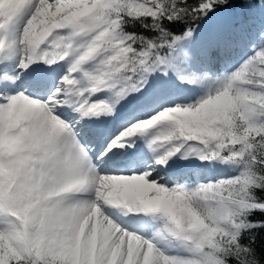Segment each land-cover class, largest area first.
Returning <instances> with one entry per match:
<instances>
[{
    "label": "snow or ice",
    "instance_id": "snow-or-ice-1",
    "mask_svg": "<svg viewBox=\"0 0 264 264\" xmlns=\"http://www.w3.org/2000/svg\"><path fill=\"white\" fill-rule=\"evenodd\" d=\"M0 264H264V0H0Z\"/></svg>",
    "mask_w": 264,
    "mask_h": 264
}]
</instances>
